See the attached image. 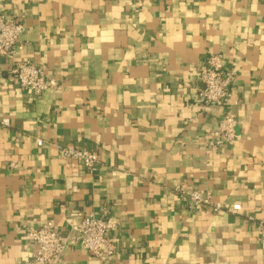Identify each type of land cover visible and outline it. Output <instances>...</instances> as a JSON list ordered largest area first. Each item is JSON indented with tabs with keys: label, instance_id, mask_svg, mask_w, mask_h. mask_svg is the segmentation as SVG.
Listing matches in <instances>:
<instances>
[{
	"label": "crops",
	"instance_id": "crops-1",
	"mask_svg": "<svg viewBox=\"0 0 264 264\" xmlns=\"http://www.w3.org/2000/svg\"><path fill=\"white\" fill-rule=\"evenodd\" d=\"M0 12L25 25L16 60L63 85L33 99L0 57V264H29L27 231L48 221L62 264H264V0H0ZM211 53L237 75L230 98L203 109ZM229 110L237 139L210 147ZM65 143L100 156L95 172L77 165L73 191ZM176 188L241 208L191 210ZM78 211L117 223L114 255L72 239Z\"/></svg>",
	"mask_w": 264,
	"mask_h": 264
},
{
	"label": "built area",
	"instance_id": "built-area-1",
	"mask_svg": "<svg viewBox=\"0 0 264 264\" xmlns=\"http://www.w3.org/2000/svg\"><path fill=\"white\" fill-rule=\"evenodd\" d=\"M24 30L25 25L21 20L0 12V57H6L12 62L13 81L21 89L29 92L33 99L49 90L61 91L63 87L61 81L48 74L44 64L16 60L17 45ZM236 75L234 68L227 67L222 53H211L204 59L198 74L200 83L198 97L203 109L216 103H223L230 98ZM2 123L8 125L10 121L5 118ZM237 124L236 114L229 110L218 121L207 141L208 145L218 148L233 143L238 137ZM36 142L39 146L44 144L42 139H37ZM57 149L65 166L71 171L66 178V183L72 191L77 190V182L81 178L77 165H82L89 172H95L100 166V156L95 150L74 143L57 145ZM10 166L15 168V163H10ZM176 189L182 193V196H186L191 210L206 206L214 212H220L223 209L237 212L241 208L239 204L226 206L224 203L214 202L210 192L204 193L199 190L185 192L180 191L179 188ZM69 224L76 232L72 239L96 257L109 258L118 251V245L112 236L118 225L107 216L78 211L70 214ZM259 225L264 230V224ZM27 234L34 246V253L29 264H62L66 241L54 222L48 221L38 227L29 228Z\"/></svg>",
	"mask_w": 264,
	"mask_h": 264
}]
</instances>
